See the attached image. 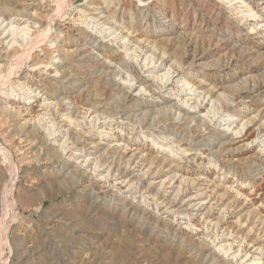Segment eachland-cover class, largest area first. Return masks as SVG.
Returning <instances> with one entry per match:
<instances>
[{
    "label": "rangeland",
    "instance_id": "rangeland-1",
    "mask_svg": "<svg viewBox=\"0 0 264 264\" xmlns=\"http://www.w3.org/2000/svg\"><path fill=\"white\" fill-rule=\"evenodd\" d=\"M0 264H264V0H0Z\"/></svg>",
    "mask_w": 264,
    "mask_h": 264
},
{
    "label": "bare ground",
    "instance_id": "bare-ground-1",
    "mask_svg": "<svg viewBox=\"0 0 264 264\" xmlns=\"http://www.w3.org/2000/svg\"><path fill=\"white\" fill-rule=\"evenodd\" d=\"M27 94H29V93H27Z\"/></svg>",
    "mask_w": 264,
    "mask_h": 264
}]
</instances>
